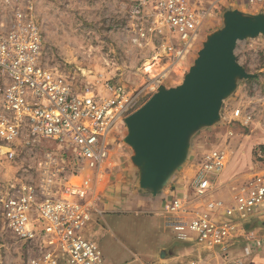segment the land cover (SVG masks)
Returning <instances> with one entry per match:
<instances>
[{
    "label": "built area",
    "instance_id": "obj_1",
    "mask_svg": "<svg viewBox=\"0 0 264 264\" xmlns=\"http://www.w3.org/2000/svg\"><path fill=\"white\" fill-rule=\"evenodd\" d=\"M35 1L0 0V222L33 251L29 264H105L98 242L85 235V228L99 198L96 185L108 170L113 137L126 126L135 98L121 84L106 83L103 91L94 85L79 90L76 71L47 66L43 32L33 14ZM241 1L264 6V0ZM206 14L186 0H134L129 11L136 27L132 40L143 45L165 24L179 41L175 58H183L194 49ZM45 141L52 146L38 159L36 178L10 174L21 156L45 146ZM260 157L256 168L234 187L229 205L218 199L207 204L221 209L222 218L199 211L190 191L168 200L164 214L176 237L193 239L225 259L241 237L245 253L258 246L261 241L245 230V224L264 220V156ZM226 163L220 149L205 155L190 182L197 198L218 191Z\"/></svg>",
    "mask_w": 264,
    "mask_h": 264
},
{
    "label": "rangeland",
    "instance_id": "obj_2",
    "mask_svg": "<svg viewBox=\"0 0 264 264\" xmlns=\"http://www.w3.org/2000/svg\"><path fill=\"white\" fill-rule=\"evenodd\" d=\"M133 1L36 0L33 11L44 36V63L49 67L76 71L75 86L79 90L92 89L94 85L97 91H103L106 83L123 85L135 98L127 117L143 106L160 86L170 88L181 84L207 37L224 26V13L244 3L241 0H186L192 9L207 14L194 49L183 58H175L179 41L165 24H160L143 45L133 42L136 27L129 19ZM234 53L238 62L256 76L239 79L235 90L223 101L219 120L193 134L187 160L180 172L178 170L172 177L174 180H192L205 155L213 148L220 149L225 152L227 163L219 177V185L223 184L216 198H212L225 203L232 202L238 181L262 161L260 154L264 156V35L239 41ZM150 65L153 68L147 69ZM127 135V125L115 133L108 169L130 163L133 149L125 141ZM44 145L21 156L10 174L36 178L35 165L44 150L52 146L48 141ZM62 164L68 166V159ZM108 183L104 171L102 181L96 185L98 197L106 195ZM189 193L196 208L207 207L208 199L197 198L192 190ZM223 194L228 200H224ZM137 204L135 202L134 210L127 212H105L102 216L92 212L85 235L92 233V224L98 220L101 227L98 244L107 264L124 261L135 264L138 260L134 253L154 261L152 255H156L160 244H177L163 219L143 213L144 207ZM257 235L264 239V229ZM244 243L241 241L236 247L240 252L238 258L259 262L260 257L255 256L263 255L264 251L245 253ZM32 254L27 245L3 230L0 222V264H29Z\"/></svg>",
    "mask_w": 264,
    "mask_h": 264
},
{
    "label": "water",
    "instance_id": "obj_3",
    "mask_svg": "<svg viewBox=\"0 0 264 264\" xmlns=\"http://www.w3.org/2000/svg\"><path fill=\"white\" fill-rule=\"evenodd\" d=\"M264 35V13L230 9L224 26L210 34L183 82L160 86L126 117L131 160L139 170V187L156 195L187 160L191 137L220 118L224 99L249 73L234 53L239 41ZM249 225H247V228Z\"/></svg>",
    "mask_w": 264,
    "mask_h": 264
},
{
    "label": "crops",
    "instance_id": "obj_4",
    "mask_svg": "<svg viewBox=\"0 0 264 264\" xmlns=\"http://www.w3.org/2000/svg\"><path fill=\"white\" fill-rule=\"evenodd\" d=\"M234 9H239L249 14L254 13L251 11H257L256 13H264V6H250L245 3H242V6H235ZM106 173L108 175L109 183L106 188V195H103L102 197L99 196L98 200L96 201L94 210L96 213L102 216L105 212L131 211L132 209L134 210V208L132 207L134 203L137 202V205H141L144 207V209H142L143 213L161 217V219H163L164 221L165 226L172 232L177 244H170L166 246L160 244V246L156 248V255H152L155 261H153L154 264H191V262H195L196 264H244V262L249 261L246 258H238L240 252H238V249H236V247L241 242L233 247L230 258L225 259L219 253L203 248L199 243H197L193 239L183 241L179 240L176 237L175 232L167 223L166 215L164 214V208L167 201L171 198L175 197L176 195L186 194L187 192L192 190L190 185L191 179L189 181L182 179L174 180V178H172L174 177L173 175L171 177L172 179L169 180L166 186L162 190H160L156 195H154L152 192L143 190L139 187V170L133 164L131 158L130 163L125 162L122 163L119 167H113L111 169L109 168ZM218 180L220 183V178H218ZM222 184L219 185L218 192L220 191V187L222 186ZM218 192H215L210 196L206 197L205 199H208L206 202H211V199H213L212 197H215ZM223 197L224 200H228L226 194H223ZM226 204L229 205L230 203L227 202ZM198 210L201 212H206L212 216H215L216 218L224 217V214L221 209H213L212 207H208V205L207 207L202 206ZM136 212H138V210H136ZM247 225H249L248 228ZM245 228V230L249 232L250 235H254L255 238L261 241L258 246L253 245L254 248H252L251 246L253 252H251L250 254L264 251V239L258 237L257 235V232L264 229V220L253 219L251 221H248L245 224ZM100 232L101 227L99 225V221L96 220L92 224V233L86 234V236L98 242V238L99 236H101ZM240 239L243 241V237H241ZM134 256L138 260V262L135 264H143L144 261L147 260L142 259L140 256L136 255V253H134ZM255 257H260L259 262L255 263V261L252 260L248 263L264 264V254L262 255L261 253H259L256 254ZM105 264H107L106 259ZM111 264L131 263L128 261H124L123 263L115 262Z\"/></svg>",
    "mask_w": 264,
    "mask_h": 264
},
{
    "label": "bare ground",
    "instance_id": "obj_5",
    "mask_svg": "<svg viewBox=\"0 0 264 264\" xmlns=\"http://www.w3.org/2000/svg\"><path fill=\"white\" fill-rule=\"evenodd\" d=\"M153 68V65H150L147 69H152ZM148 71V70H147Z\"/></svg>",
    "mask_w": 264,
    "mask_h": 264
}]
</instances>
